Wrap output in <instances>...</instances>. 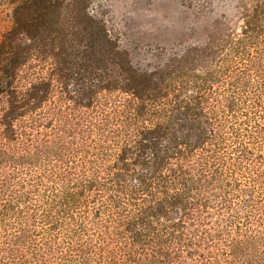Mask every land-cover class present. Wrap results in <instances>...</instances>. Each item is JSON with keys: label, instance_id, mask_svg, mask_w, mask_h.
<instances>
[{"label": "trees", "instance_id": "obj_1", "mask_svg": "<svg viewBox=\"0 0 264 264\" xmlns=\"http://www.w3.org/2000/svg\"><path fill=\"white\" fill-rule=\"evenodd\" d=\"M14 3L0 264H264V0L152 69L90 0Z\"/></svg>", "mask_w": 264, "mask_h": 264}, {"label": "rangeland", "instance_id": "obj_2", "mask_svg": "<svg viewBox=\"0 0 264 264\" xmlns=\"http://www.w3.org/2000/svg\"><path fill=\"white\" fill-rule=\"evenodd\" d=\"M14 2L15 0H0V42L14 23ZM230 2L231 0H90V12L104 22L109 33L128 52L137 67L152 69L167 61L172 52H180L188 44L201 39L209 29V22L222 8H228ZM62 18L64 19V15ZM32 66L39 73L45 72L49 67L45 62H37ZM28 75L29 71L25 76Z\"/></svg>", "mask_w": 264, "mask_h": 264}]
</instances>
